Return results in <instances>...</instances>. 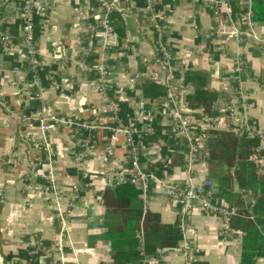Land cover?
I'll list each match as a JSON object with an SVG mask.
<instances>
[{"label":"crops","instance_id":"0c3cea01","mask_svg":"<svg viewBox=\"0 0 264 264\" xmlns=\"http://www.w3.org/2000/svg\"><path fill=\"white\" fill-rule=\"evenodd\" d=\"M152 8L164 24L169 69L157 56L147 0L113 7L106 50L101 0H12L0 9V35L7 37L0 40V264H123L120 256L138 251L141 234L154 248L148 264H184L181 235L176 247L161 248L160 238L146 236L145 220L174 235L178 206L164 185L210 180L204 152L189 166L190 143L203 130L234 133L240 125L264 143V47L255 40H264V24L232 34L243 30V0H153ZM185 71L206 74L207 88L224 95L209 115L186 108L192 89L183 84ZM154 77L189 122L191 142L174 138L166 99L144 98L141 86ZM50 116L71 126L59 124L44 141L40 120ZM124 131L142 135L136 143L147 174L146 210L140 184L132 183L139 194L128 200L115 192L133 170ZM253 162L264 176V153ZM187 222L193 264H240L241 229L230 226L222 238V216L199 206ZM129 256L126 264H134Z\"/></svg>","mask_w":264,"mask_h":264},{"label":"trees","instance_id":"16d2710c","mask_svg":"<svg viewBox=\"0 0 264 264\" xmlns=\"http://www.w3.org/2000/svg\"><path fill=\"white\" fill-rule=\"evenodd\" d=\"M251 10L253 21L264 24V0H252ZM207 81V75L202 72H184L183 84L192 89L184 99L186 108L202 109L209 115L217 102L224 98L222 93L208 89ZM141 92L147 99H165L169 89L149 79L142 84ZM200 136L206 146L204 161L208 166L209 178L217 188L216 192L213 191V197L224 202L227 207L234 208L238 214L230 219V226L241 229L243 234L240 264H255L257 258H264V238L256 227L258 225L264 229V176L258 174L257 165L253 162L259 139L215 129L203 130ZM161 167V163L154 166L156 175H159ZM115 192L123 200L139 194V190L130 182L117 186ZM145 222L148 231L146 236L160 238L158 243H161V248L176 247L180 239L177 229L173 235L170 227H159L149 216H146ZM143 247L146 256L154 253V248L147 245ZM133 254V263H136L140 259L139 250ZM133 254L120 256L123 264L130 261L129 255Z\"/></svg>","mask_w":264,"mask_h":264},{"label":"built area","instance_id":"2783aa9c","mask_svg":"<svg viewBox=\"0 0 264 264\" xmlns=\"http://www.w3.org/2000/svg\"><path fill=\"white\" fill-rule=\"evenodd\" d=\"M12 0H0V9L5 4L9 3ZM102 2V16L99 21L98 27L102 29L103 34V48L106 50L108 48L109 44V38L112 35V23H111V14L113 11V7L117 5L119 0H101ZM152 2L153 0H147V10L150 13V22L154 26L155 30V40H154V46L157 51V56L159 58V62L165 65L168 69L171 65V57L170 53L167 51V49L164 46L163 43V33H164V24L161 23L155 15H153V8H152ZM244 9L241 14V20L243 24V30L241 28V31H239L237 28L232 32V34L236 37H239L246 29L249 31H252L255 22L252 19V10H251V4L252 0H243ZM27 32L29 28L27 27ZM0 40L3 42H7L6 35H0ZM258 44L264 47V40L263 39H255ZM22 44L28 49V67L30 69H35L36 67V54L33 51L32 47V41L29 33H26L23 35ZM154 81H156V78L154 77ZM168 102V104H171L173 107L172 110H170L169 118L172 119L174 123L173 128V136L175 139L182 140L187 139L191 142V139L189 138L190 133V124L189 122L182 118L178 111L176 110V103L173 97V94L168 92L167 98H165ZM59 124H66L67 126H71V123H69L68 120H62L58 117L51 116L49 118L41 119L40 120V132L43 140L45 141L46 136L45 134L48 133L50 129L55 128ZM127 136V144L130 148V153L132 156V167L133 170L131 171L129 181L133 184H140L141 191H142V199L144 202V209L146 210V177L147 174L142 171L139 165V153H138V145L137 141L140 140L141 134L139 133H131L129 131H124ZM147 133L150 134L151 130L148 129ZM234 133L240 136L245 137H257L259 139V144L256 150V155L254 156V160L256 161L258 156H261L264 153V143L258 135L255 133V131L245 125H240L237 127V129L234 130ZM205 142L203 138L200 136L196 140H192L190 143V152H189V166L191 165V161L194 158H197L198 156L204 157L203 152L205 153ZM108 154L111 155V151L108 150ZM116 182L115 184H121L122 179L119 175H116ZM165 193L167 197L174 202L178 206V213H179V223H178V230L180 232L181 238H182V244H181V251H182V257L184 264H193L191 262V246L189 242V237L194 235V229H192L188 222H187V216L190 213V211L196 207L199 206L202 210L207 212H215L219 213L222 216V226H221V235L222 238H225V235L229 231L230 227V218L234 215H236V211L234 208L229 207H221L218 206L215 203V198L213 197V184L212 182L207 179L201 183L198 184H187L185 186H179V185H164ZM61 224H64L63 219H61ZM60 239V238H59ZM139 256L140 259L138 262L134 264H148L149 258L145 255L144 247H143V235L141 234L139 237Z\"/></svg>","mask_w":264,"mask_h":264},{"label":"water","instance_id":"95a60500","mask_svg":"<svg viewBox=\"0 0 264 264\" xmlns=\"http://www.w3.org/2000/svg\"><path fill=\"white\" fill-rule=\"evenodd\" d=\"M213 190H214V192H216V191H217V188H216V186H213Z\"/></svg>","mask_w":264,"mask_h":264},{"label":"rangeland","instance_id":"374dc122","mask_svg":"<svg viewBox=\"0 0 264 264\" xmlns=\"http://www.w3.org/2000/svg\"><path fill=\"white\" fill-rule=\"evenodd\" d=\"M51 117V116H50ZM56 117V116H55ZM46 118H49V117H46ZM43 119H45V118H43ZM54 128H52V129H50V130H48V131H51V130H53ZM257 160V159H256Z\"/></svg>","mask_w":264,"mask_h":264}]
</instances>
